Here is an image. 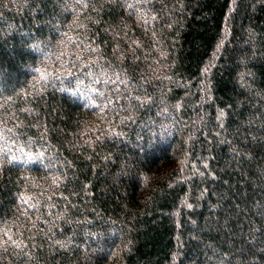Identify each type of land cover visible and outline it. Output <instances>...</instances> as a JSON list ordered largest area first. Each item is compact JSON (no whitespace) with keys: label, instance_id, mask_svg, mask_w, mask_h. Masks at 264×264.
I'll use <instances>...</instances> for the list:
<instances>
[{"label":"trees","instance_id":"trees-1","mask_svg":"<svg viewBox=\"0 0 264 264\" xmlns=\"http://www.w3.org/2000/svg\"><path fill=\"white\" fill-rule=\"evenodd\" d=\"M0 264H264V0H0Z\"/></svg>","mask_w":264,"mask_h":264}]
</instances>
